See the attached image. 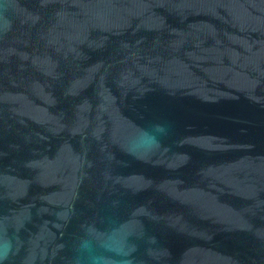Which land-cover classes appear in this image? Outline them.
Masks as SVG:
<instances>
[{"label": "water", "instance_id": "obj_1", "mask_svg": "<svg viewBox=\"0 0 264 264\" xmlns=\"http://www.w3.org/2000/svg\"><path fill=\"white\" fill-rule=\"evenodd\" d=\"M0 264H264V0H0Z\"/></svg>", "mask_w": 264, "mask_h": 264}]
</instances>
